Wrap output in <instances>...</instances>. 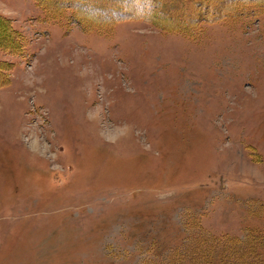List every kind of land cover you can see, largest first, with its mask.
<instances>
[{
    "label": "rangeland",
    "instance_id": "374dc122",
    "mask_svg": "<svg viewBox=\"0 0 264 264\" xmlns=\"http://www.w3.org/2000/svg\"><path fill=\"white\" fill-rule=\"evenodd\" d=\"M136 10L0 0V264H264V9Z\"/></svg>",
    "mask_w": 264,
    "mask_h": 264
},
{
    "label": "trees",
    "instance_id": "16d2710c",
    "mask_svg": "<svg viewBox=\"0 0 264 264\" xmlns=\"http://www.w3.org/2000/svg\"><path fill=\"white\" fill-rule=\"evenodd\" d=\"M35 1L45 12L55 17L69 9L71 12L76 8L85 10L91 17L88 19L75 17L83 29L99 26L100 22L95 18L97 15L100 18L106 16L108 18L106 23L109 25L114 24L111 20L130 18L129 14L124 15L125 17L121 16L129 4H132L137 7L132 13V18H142L155 27L180 33L194 30L199 22L214 23L247 8L264 9V0H225L226 2L223 0H62L60 7L57 8L46 4L43 0Z\"/></svg>",
    "mask_w": 264,
    "mask_h": 264
}]
</instances>
